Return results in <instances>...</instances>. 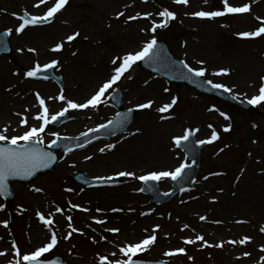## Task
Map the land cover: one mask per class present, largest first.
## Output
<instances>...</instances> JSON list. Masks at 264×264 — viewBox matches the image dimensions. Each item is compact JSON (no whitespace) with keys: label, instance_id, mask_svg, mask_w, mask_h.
<instances>
[{"label":"rangeland","instance_id":"374dc122","mask_svg":"<svg viewBox=\"0 0 264 264\" xmlns=\"http://www.w3.org/2000/svg\"><path fill=\"white\" fill-rule=\"evenodd\" d=\"M56 1L0 0V30L8 31L10 37L19 33V42L26 47L18 50L11 45V55L0 54V62L14 68L13 73L18 69L26 82L37 87L27 91L12 85L10 89L9 79L0 73V142L22 144L34 139L48 149L59 135L78 137L113 117L115 109L108 96L115 87L121 89L123 106L134 108L135 115L125 132L74 152L60 151L53 169L29 181L11 183L13 197L0 196V264H24L29 256L47 259L53 254L60 255L65 264H112L128 258L173 264H264V159L254 155L252 165L243 161L247 146L264 142V0H66L48 23L28 26L19 19L21 11L40 15ZM138 13L149 19L148 29L136 31L139 40L133 42L115 32L116 25ZM156 38L165 40L176 57L235 97L260 96L258 112L168 84L139 68L137 55ZM87 41L98 58L103 56L98 64L90 65L100 69L97 78L82 86L90 67L77 65L80 73L67 70L66 74L54 49L64 42L71 51L72 45L76 49ZM120 53L129 59L121 75L116 60ZM48 61L55 62L63 89L52 80L27 75L29 69ZM104 62L110 63L107 72L101 70ZM135 73V85L128 90L124 83ZM107 81L113 85L102 97L80 108ZM27 101L35 111L29 123L21 118ZM198 109L211 115L199 120ZM64 114L68 119L55 128L49 126L48 118L44 120L46 115ZM151 120L163 125L165 133L148 126ZM43 121H47L45 127H41ZM188 127L194 129L197 139L214 140L203 147L199 170L187 191L153 206L139 191V178L155 175L161 189L170 188V173L187 162L175 140ZM143 133L165 138L174 153L173 161L116 158L120 138ZM95 144L109 158L98 170L67 166L65 172H57L68 154L89 161ZM100 157L103 159L102 154L95 156L93 163ZM124 169L130 175L128 180L123 179ZM78 171L91 178L119 180L87 187L71 178ZM128 184L137 196L133 206L127 205L130 202L123 206L116 201L106 203L102 197L90 195L91 190L114 189L119 196ZM35 223L42 236L29 239L28 231Z\"/></svg>","mask_w":264,"mask_h":264},{"label":"bare ground","instance_id":"6f19581e","mask_svg":"<svg viewBox=\"0 0 264 264\" xmlns=\"http://www.w3.org/2000/svg\"><path fill=\"white\" fill-rule=\"evenodd\" d=\"M117 1L121 2L122 0H117ZM144 19H146V20H144ZM148 22H149V19L147 17L138 13V14H135L134 16L126 18L124 20V22L121 23V25L120 24L116 25L115 26V29H116L115 32L121 33V34L125 35L128 40H133V42H135L136 40L140 39V37H138V35L136 34V31H141L142 29L146 28L148 25ZM147 29H148V27H147ZM18 34L19 33L14 32L13 36L10 37V44L12 45V47L14 49H18V50L22 49V48L26 49V47L23 46L19 42ZM58 34L59 33H57L56 35H58ZM90 45H92V43H90L89 41L85 42V44L82 47L79 46L76 49L72 45L71 51L68 50L70 44L64 46V42H61V44L59 46H57L55 54L57 56L60 55L61 65L65 66L64 72L68 70L72 74L80 73L78 71V69L75 68L77 65L79 66V68H85L87 66L90 67L91 64H95V63L98 64L100 62L99 59L103 55H101L98 58V56H97L98 53L94 50L92 51V48L90 47ZM126 49H128V48L126 47ZM70 54H71V56H70ZM116 57H117L116 60H119V62L121 64L119 67V70H120L119 72H121V74H122L127 67L126 64L128 63L129 59H127V57H122L121 53L117 54ZM116 60L114 59L115 62H116ZM109 65H110V63L104 62L101 65V70L107 72L109 69ZM98 67L100 68V65H98ZM90 69H91V67H90ZM13 70H14V68L0 62V73L4 74V76H6L9 79V83L11 86L10 89L14 88V86H12V85H15V86L18 85L19 86L18 88H20L22 90L26 89L27 91H32L31 88H33V87L37 88L36 85H34L30 82L29 83L26 82L25 79L21 75H19L20 73H19L18 69H16V71L14 73H13ZM135 70L139 71V68L137 66H135ZM90 71H92V75L89 73ZM90 71L88 72L87 75L83 76L82 86L88 84L89 82H92L93 80H95L97 78L96 72L100 71V69H91ZM136 76H137L136 73L133 74L131 76V79L127 80L124 83L125 87L128 90L130 88H133V86L135 85V81L137 80ZM69 78H72V77L68 76V78H66V79L69 82H72L73 80L69 79ZM90 79H91V81H90ZM91 84L92 83H90V86L88 87L87 91L89 89H91V87H92ZM152 85H149V86H152ZM43 88L46 89L48 87H47V85H45V86H43ZM24 105H26V108H24L26 110L23 112V117H21V118H23L26 121V123H29V121L32 122L33 118L35 117V111L30 106L31 102L27 101V102H25ZM51 107H52V105L50 104V108ZM75 110L77 111L78 108H75ZM196 114H197L199 120H201L205 117H209L211 115V114H206L205 111H202L200 109L197 110ZM148 126H151L153 128H157L159 130V134L165 133V128L163 127V125L156 123L154 120L149 121ZM72 127H73V125L69 124V128H72ZM198 131H199V134L203 131L202 125L198 127ZM41 133L43 134L42 136H47V134H45L46 132H41ZM134 134H135V132H134ZM159 134L156 135V134L143 133V134H136L135 137L131 138V139L125 140L124 138H120L118 140V142L120 143V147H119V151H117V153L115 154L116 158L123 159V160H131L132 158L151 157V158H158L162 162L165 161L167 163L173 161L174 153L170 149V147L167 143V140L161 136L159 137ZM36 135H37V133H36ZM243 146H245V145H242V147ZM247 147H249V148L246 149V153L243 156L244 162L248 163L249 165H252L253 164L252 160L254 159V155L262 156L264 159V142H261L260 144H258V147H253V146H247ZM91 148H92L91 150H93L92 152H94L95 156L102 154L103 159H102V157H100L99 160H97L95 163H93V161H95L93 159L95 157L94 155H92V158L89 161H87V160H84L81 157L77 156V154H74V153L68 154V155L64 156V158L61 160L60 164L58 165L57 172L58 173L65 172L64 168H66L67 166H75V167H82V168L85 167L88 170L89 169L91 170L94 168V170H98L101 167L100 163H102L104 160L108 161L109 158L107 156L103 155V150L102 149L100 150L98 144L93 145ZM244 150H245V148L243 149V151ZM7 157H8L7 160L9 162V165H10V167L13 168L14 172L19 171V169H22L25 166V164H28L32 159V157H30L28 155H26V156L22 155L21 161H19V155L16 157L15 152L9 153ZM110 158H113V156H111ZM9 165L8 164L4 165L3 163H0V171L2 173H5V171H8ZM28 165H32V164H28ZM250 167H249L248 173L251 170ZM124 170H125L124 171L125 174H122V176H124L123 179L128 180L127 178L129 177V174L126 173V171H128V170L127 169H124ZM248 173H247V175H248ZM116 191L117 190H114V189H111V190H108V189L107 190H91L90 195H91V197H92V195L102 197L105 200L104 202H106V203L116 201L118 204H120V206H123L124 202H130V203H127V205H129V206L130 205L133 206L134 204H136L137 196H135L133 194L134 190H132L131 184H128L126 186V188L124 189V193L120 194L119 196L116 193ZM86 197H89V196H86ZM29 198H30V196H28V199ZM28 234H29V239H31L32 237H34L35 239L40 238L42 236L40 226H38V224L35 223L34 227L29 229ZM59 237H60V235H59ZM224 255L230 256V254L228 252H224Z\"/></svg>","mask_w":264,"mask_h":264},{"label":"water","instance_id":"95a60500","mask_svg":"<svg viewBox=\"0 0 264 264\" xmlns=\"http://www.w3.org/2000/svg\"><path fill=\"white\" fill-rule=\"evenodd\" d=\"M161 47L159 46L157 48L158 51H160ZM154 55V53H152ZM153 55H151L150 57L152 58ZM157 65L153 66V65H146L148 68H150L152 71L159 73L160 75L164 76L165 78L169 79V80H177L180 82H183L185 84H188L194 88H197L199 90L211 93V94H215L218 96H221L225 99H230V97L228 95H226V93L224 91H222L221 89H218L216 87H213L209 84H204L203 82H201L200 80H198L195 76L194 73L190 72L189 70H187L181 63L179 62H175L174 60H171L170 55L167 53L166 50H164L163 53L157 54ZM242 105V104H241ZM246 105V104H245ZM244 106V105H242ZM245 108H251L250 106L246 105L244 106ZM121 113L118 114V116H120ZM117 116V117H118ZM113 126L116 125L117 120H113L112 121ZM119 128H117V126L114 128V130L112 132L117 131ZM190 137L185 141L184 144H186L187 142H189ZM184 144H182V146L184 147ZM199 147L196 148V151L194 153V156L196 157L198 152H199ZM6 159V158H5ZM198 160V159H197ZM196 169V163H194L191 167L186 168L183 171V174H181L180 176H178L175 180V187L176 190L184 187L193 177L194 175V171ZM16 171V170H15ZM11 176L13 174V176H17V177H25L24 174L27 175L29 174V172H14L11 171L9 173ZM181 179L183 180L181 182ZM181 182V183H180ZM157 201L156 198L153 199V202ZM56 261H58V259H53L49 262H45L44 264H59ZM137 264H165V263H156V262H148V263H142V262H138Z\"/></svg>","mask_w":264,"mask_h":264}]
</instances>
